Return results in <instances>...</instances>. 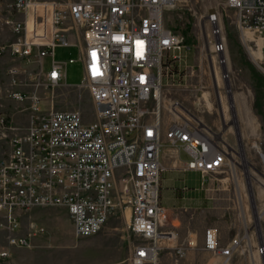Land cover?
Masks as SVG:
<instances>
[{"label":"built area","instance_id":"obj_1","mask_svg":"<svg viewBox=\"0 0 264 264\" xmlns=\"http://www.w3.org/2000/svg\"><path fill=\"white\" fill-rule=\"evenodd\" d=\"M189 1L10 2L15 13L6 23L19 39L0 43V56L37 62L47 86L68 84L67 66L77 60H56L55 50L74 43L72 37L79 39L84 71L80 85L91 91L96 117L87 123L78 110L44 114L33 96L35 112L29 125L9 127L15 131L9 136L10 151L0 161V231L7 235L9 247H31L33 236L47 232L44 225L25 223L35 208H66L79 238L100 233L125 207L131 213L129 229L139 240L128 260L159 264L162 241L174 236L173 231L162 230L167 222L161 202L163 146L168 143L185 152L188 158L181 169L198 172L203 182L232 171L233 150L181 101L174 100L170 108L180 121L164 130L160 89L185 82L183 71L188 66L182 53L196 47L166 24V13ZM223 5L236 11L235 23L243 39L247 33L261 39L264 71V0H224ZM200 26L202 38L220 56L219 65L227 64L220 8L210 9ZM46 57L52 58L49 71L44 70ZM17 71L8 70L13 85L18 83ZM12 96L24 99L21 92ZM9 247H2L0 257L10 256ZM187 247H177L179 255ZM240 247L239 238L222 245L217 229L205 230V248L223 256L224 264ZM258 254L264 257V244Z\"/></svg>","mask_w":264,"mask_h":264},{"label":"rangeland","instance_id":"obj_2","mask_svg":"<svg viewBox=\"0 0 264 264\" xmlns=\"http://www.w3.org/2000/svg\"><path fill=\"white\" fill-rule=\"evenodd\" d=\"M11 1L0 0V43L19 39V34L13 32L6 23L8 17L15 13L10 5ZM223 1L190 0L185 5L167 11L166 24L184 34L196 47L182 53L183 61L188 66L183 71L185 82L179 86L166 84L163 100L165 105H169L172 100L181 101L196 117L206 121L225 143L237 151L234 155V160L239 162L237 166L234 165L237 180L232 171L216 176L228 182L236 217L241 222L243 232H248L251 236V244L247 238H244L242 251L237 252L236 255L239 259L247 258L249 264L253 262L264 264V257H260L257 253V247L264 244V107L262 114L254 109L256 89L249 68L250 62L264 75L261 68V54L259 55L257 51L262 41L253 33H248L246 40L243 39L235 23L236 11L225 7ZM214 8H220L222 12L227 38L228 63L221 68L214 66L213 54L209 50L211 47L209 43L205 44L200 31L201 18ZM189 26L191 27L188 28ZM81 40L83 44V37ZM72 41L74 43L58 46L55 50L56 60L68 61L70 58L77 60L67 66L68 84L47 86L43 77L39 75L37 62L12 57L9 54L0 56V161L10 151L9 136L15 131L9 127L25 128L29 125L31 116L35 112L33 96H37V105L41 113H49L52 110H78L82 113L85 122L89 123L95 119L96 111L91 91L88 87L80 85L84 75L80 60L81 41L74 37ZM248 47H252V50ZM51 62V57L44 58L45 71H49ZM11 67L18 69L16 85L11 84V75L8 73ZM216 81L220 87L216 85ZM13 92L23 93L24 99L13 97ZM204 93L210 97L212 109L207 107L203 99ZM199 97H202L200 105L197 100ZM151 105L153 107L155 103L152 102ZM162 116L164 130H168L174 122L180 121L166 107L162 108ZM2 118L5 120L4 123L1 121ZM170 175L172 172L167 170L162 177L168 179ZM175 175L177 178H182L179 179L177 186H181V183L191 186L198 180V174L190 172L177 171ZM163 184H168V180L163 181ZM164 189L166 188L163 186L161 193H164ZM239 196L242 200H239ZM161 202L167 206L168 201L163 199ZM53 214L56 215L55 218L50 219ZM130 215V210L124 207L109 219L100 233L82 238L74 236L72 221L64 207L35 208L30 212L25 223L33 220L45 225L48 230L46 235H53L60 243L53 247L57 248L54 252L47 255L50 264L54 262L56 264H131L128 260L131 247L139 240L129 229ZM167 217L170 219L169 215ZM162 230H167L166 226ZM229 232L227 225L220 230L222 244L235 238L236 235H230ZM6 239V235L0 231V251L7 245ZM171 243L172 240L162 241L164 248L160 254L159 264H164L165 258H173L171 252L176 251L175 253L180 256L177 252L179 246L174 247ZM251 248L254 251V258L251 257ZM115 254H119V257ZM23 261L24 256L20 257V262ZM0 264L11 263H8L7 259L0 258Z\"/></svg>","mask_w":264,"mask_h":264},{"label":"crops","instance_id":"obj_3","mask_svg":"<svg viewBox=\"0 0 264 264\" xmlns=\"http://www.w3.org/2000/svg\"><path fill=\"white\" fill-rule=\"evenodd\" d=\"M187 158V154L181 149L171 146L168 143L163 146L162 163L166 167L165 171L168 170L172 172V175H170L168 179H166L165 176L163 177L161 184V190L163 186L168 189H164V193H161V201L163 199L168 201L167 206L162 204L166 208L167 216L169 215L170 217V219L167 217L166 229L173 231L174 236L170 240H172L171 244L174 247L188 246L183 256H178L175 253L176 251L171 252L173 258H165L164 264H222L224 259L223 256L217 255L205 248L206 229H217L219 231L221 244L222 234H220V230H222L225 225L230 229L228 234L236 235L235 238H239L241 241L247 238V241L251 244V236L248 232H243L241 222L236 217L233 196L226 179L213 176L208 181L203 182L199 173L183 171L181 169ZM233 161L237 166L239 162L234 159ZM236 166L233 169V175L237 180ZM177 171L198 174V180L191 186L183 183H181V186H177L179 179H182L176 177L175 173ZM165 180H168V184H163ZM241 198L242 197L239 196V200H242ZM55 216L56 215L53 214L50 219L55 218ZM37 224L43 225L40 223ZM46 233L33 236V246L31 247H12L10 257L6 258L8 263L50 264V262L47 261V255L54 252L57 248L53 247L60 245V243L53 235L47 236ZM231 240L232 239H229L226 244L230 243ZM189 242H192V244L190 245ZM239 251L242 250H236L227 264H249L247 258L239 259V256L236 255ZM116 255L119 257V254H115V256ZM23 256L24 261L20 262V257ZM251 257L254 258V251L252 248ZM53 264H56V262ZM253 264H256V262H253Z\"/></svg>","mask_w":264,"mask_h":264},{"label":"bare ground","instance_id":"obj_4","mask_svg":"<svg viewBox=\"0 0 264 264\" xmlns=\"http://www.w3.org/2000/svg\"><path fill=\"white\" fill-rule=\"evenodd\" d=\"M224 30H225V27H224ZM226 33V32H225ZM247 35H248V33L245 35V37H244V40H246V38H247ZM204 42H205V44H207L208 43V41L205 39L204 40ZM250 50H252V47H248ZM210 50V49H209ZM211 52H212V54H213V56H212V62H213V64H214V66H218V67H223V66H225V65H219V59H220V56H218L217 57V54H215V53H213V51L212 50H210ZM209 51V52H210ZM257 51L259 52V55L261 54V58H262V53H261V49L259 48V49H257ZM252 55V54H251ZM226 57H227V55H226ZM217 61H218V63H217ZM228 63V62H227ZM214 70V69H213ZM215 71V70H214ZM215 77H216V72H215ZM216 83V85L218 86V87H220V84L218 83V81H216L215 82ZM164 91V89H160V94H163L162 92ZM205 92V91H204ZM221 92V91H220ZM230 96V95H229ZM203 99H204V101L206 102V104H207V107L209 108V109H212L211 107H212V103H211V100H210V97L208 96V94L207 93H204L203 94ZM222 99V98H221ZM174 103H176V102H174V100H172L170 103H169V105L167 104V105H165V101H164V104H163V107H166L169 111H170V108H171V105L172 104H174ZM183 117H185V116H183ZM185 120H189V118H187V117H185L184 118ZM233 150V149H232ZM234 151V150H233ZM161 162H162V157H161ZM235 163H234V161H232V172H233V169L235 168ZM193 172V171H192ZM198 173V172H197ZM162 176H163V174H162ZM162 179H163V177H162ZM161 184H162V182H161ZM40 208V207H39ZM34 210V209H33ZM258 220V219H257ZM22 233V232H21ZM6 237H7V235H6ZM7 241H8V239H6ZM240 242H241V247L239 248V249H241L242 250V241H241V239H240ZM221 243V242H220ZM223 245V244H222ZM260 245H262V244H260ZM259 245V246H260ZM258 246V247H259ZM6 247H9V245H8V243H7V246H5L4 248H6ZM12 247H21V246H11V247H9V249H10V253H11V248ZM22 248H26V247H22ZM236 252V251H235ZM257 252H258V248H257ZM259 255V254H258ZM260 256V255H259ZM10 257V256H9ZM0 258H2V259H6V258H3V257H0ZM8 258V257H7ZM231 260V259H230ZM229 263V262H228ZM222 264H224V260H223V263Z\"/></svg>","mask_w":264,"mask_h":264},{"label":"trees","instance_id":"obj_5","mask_svg":"<svg viewBox=\"0 0 264 264\" xmlns=\"http://www.w3.org/2000/svg\"><path fill=\"white\" fill-rule=\"evenodd\" d=\"M189 26L188 28H190ZM188 42H191L189 39H187ZM249 68L252 74V79L254 81L255 86V100H254V109L257 113L262 114L263 107H264V75L259 72L256 67L249 62Z\"/></svg>","mask_w":264,"mask_h":264},{"label":"water","instance_id":"obj_6","mask_svg":"<svg viewBox=\"0 0 264 264\" xmlns=\"http://www.w3.org/2000/svg\"><path fill=\"white\" fill-rule=\"evenodd\" d=\"M227 146L230 147V148H232L234 150V152H236L235 149L232 146H230L229 144H227Z\"/></svg>","mask_w":264,"mask_h":264}]
</instances>
